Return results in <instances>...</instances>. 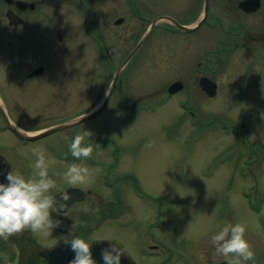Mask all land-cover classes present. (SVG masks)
Listing matches in <instances>:
<instances>
[{
  "label": "rangeland",
  "instance_id": "1",
  "mask_svg": "<svg viewBox=\"0 0 264 264\" xmlns=\"http://www.w3.org/2000/svg\"><path fill=\"white\" fill-rule=\"evenodd\" d=\"M107 2L105 11H87L99 28L98 32L93 31V43L84 36L76 43L70 33L60 39L58 33L64 32V24L67 22L69 29V24L78 23V19L67 10L46 5L45 41L31 48L7 26L6 8L0 3V80L7 83L0 88L5 105V112L0 107L1 149L11 151L17 145L3 128L5 114L19 126L34 130L68 121L102 98L110 76L104 74L108 58L99 31L117 33V29H108V23L104 26V18L124 15L123 54L136 41L139 24L142 28L144 25L128 12L129 5L116 4L117 0ZM146 10L149 11V5ZM166 10L165 1L158 0L149 15L153 17ZM76 29L77 24L72 32ZM210 36L207 33L205 38L208 43L213 39ZM185 39V34L169 32L166 22H161L134 58L135 63H130L135 69L126 73L125 96H121V101L115 96L95 117L28 145L19 140L18 150H29V162L34 164L32 150H44L46 160L51 161L49 176L56 182L51 194L69 184L64 173L70 165L89 168V177L79 185L89 186L92 194L99 195L89 197L72 211L77 221L82 220L88 240L98 236L115 239L141 264H210L223 258L214 255L211 237L226 224L241 223L255 254L254 260L244 264H264V153L250 155L245 138L234 137L224 127L237 125L238 134L241 131L255 146L262 145L264 67L245 74V60L241 63L235 52L221 55L220 59L226 62L220 69L219 63H213L214 55L208 54V44L203 46L201 57L191 59L199 48L195 44L181 47ZM103 43L113 51L110 66L117 64L115 44L111 40ZM189 57V69L199 59L211 63L215 71L209 75L221 84L217 96L201 94L194 98L182 91L168 99L167 88L173 81H187L192 86L194 78L200 76L183 69ZM252 59L255 62L249 68L263 66L258 63L264 58ZM38 64H46L47 73L28 79L27 72ZM243 74L245 78L238 80ZM79 82L89 87L88 97L84 88L77 91ZM185 100L186 110L182 107ZM190 109L198 117L189 115ZM84 129L93 133L91 141L86 138L95 149L92 158L63 162L64 157L71 155L72 140ZM98 152L102 154L97 155ZM106 162L110 163L103 168ZM34 164L30 167L31 178H35L37 171ZM105 178L112 186H105ZM53 232L54 229L47 235L30 231L28 234L40 243H48L56 237ZM17 244L14 239L6 244L8 251L0 253V264H20ZM150 244L158 245V250L148 247ZM161 248L165 252L160 253Z\"/></svg>",
  "mask_w": 264,
  "mask_h": 264
},
{
  "label": "flooded vegetation",
  "instance_id": "2",
  "mask_svg": "<svg viewBox=\"0 0 264 264\" xmlns=\"http://www.w3.org/2000/svg\"><path fill=\"white\" fill-rule=\"evenodd\" d=\"M18 1L22 0H0V3L5 6V17L7 21V25L9 28L12 29V32L14 33L15 37L20 39L21 41H25V45L28 48H31L35 45H38V47L45 41V32H46V24H45V11L46 5H53L58 10H67V13L76 15L75 10H83V22L78 25V29L80 26V29H76L72 32L73 28L75 27V24H69L71 28H67L68 24H64V32L66 35L70 33V37L73 38V40L77 41L79 38L80 40L82 37H88L92 39V31L90 27L93 25V19L89 18L87 10H92L93 8H104L105 4L108 3L107 0H23L27 2L26 8L23 10L21 9L20 5L18 4ZM167 6L166 13L179 21L180 23H193L197 20V18L200 16L203 10L204 6V0H164ZM248 0H209V16L207 20L197 29H195L192 32H184L182 34L186 35V39L182 42L181 47H187L190 44L197 45L198 52H194L191 57H201L202 48L203 46H211L210 49H208V54L212 53L214 55V64H220L217 66L221 69V65H223L226 60L220 59L221 55L228 56L230 54H233L235 52H238L239 54V60L241 63L245 60V73L250 71L249 67L255 62L253 60V56L262 57L264 58V0H259V8L254 12H248L242 7V3L246 2ZM158 3V0H117L116 4H126L129 5V8H132L134 10V13L136 17L141 21H146V17H149V14L152 13V11L155 9L156 5ZM257 2L255 0L251 1V6ZM144 4V7H143ZM149 5V11L146 10L147 6ZM126 6V8H127ZM145 10V11H144ZM85 11V12H84ZM147 11V12H146ZM149 12V13H148ZM62 13H59V16H61ZM118 18L113 20V24L111 23V18H105L104 26L108 23V29L113 30L117 29L114 34V31L112 32H106L103 33L102 36H104L107 40H111L112 44H115V48L117 50L119 61L117 64H112L110 66L109 59L106 63V72L104 74L107 75V77L110 76L111 69H116L125 59V54H123L124 51V37L125 35L122 33L121 26L125 22L123 20L122 24H116V20ZM166 29L169 32L172 33H181L182 31L177 28L172 23H167ZM91 25V26H90ZM57 28L61 29V27L57 26ZM54 29L56 30V27L54 26ZM141 24H139L137 28V32L139 33L141 31ZM26 30V33L24 32ZM105 31V30H104ZM16 32V33H15ZM207 33L209 35H213V39L209 41V43L206 41ZM113 35V39L110 37ZM190 35H193L190 37ZM58 36L62 39L63 33L59 32ZM81 36V37H80ZM210 36V37H211ZM180 47V48H181ZM207 50L205 51V53ZM190 57L186 62H184L183 69L185 70H191L192 73L195 75L198 73L200 77L205 74H209L211 71H215L211 65L210 62L206 61L204 58L203 60L199 59L196 62V65L193 64L191 66V69H189L190 66ZM114 59V56L112 60ZM264 62V60H262ZM135 63V62H134ZM133 63V64H134ZM131 64L129 66L128 70L135 69V66ZM40 65V64H38ZM46 67V65H44ZM194 66V67H193ZM37 67V66H36ZM35 67V68H36ZM111 67V69H110ZM33 68L31 71L28 72L30 78H35L38 76L43 75L46 73V68L44 71L39 75H31V72L35 70ZM191 71L189 73H191ZM77 73V72H76ZM188 73V74H189ZM199 76H196L194 78L195 82L194 84L191 83H184V88L188 93L192 96L196 95H205L207 96L206 92L202 90V88L199 86ZM112 79V78H111ZM126 81V67L119 75V78L117 79V82L115 84V89L112 93L111 98L113 95H118L121 97L123 95V89H124V83ZM197 81V82H196ZM109 88L111 84V80L108 82ZM1 84H7L3 81L0 82ZM9 85H12L13 82H9ZM84 88L85 94L88 97L89 93V87L86 85V83L79 82L77 83V91ZM219 92V91H218ZM82 97V96H81ZM80 97V98H81ZM77 99V97H74ZM82 99V98H81ZM9 124L11 125V129L9 132L11 135L15 138L16 146L12 147L11 151H8V149H1L0 148V170H2L3 176L6 174V166L5 163L8 164L9 168L11 167V171L13 172H22V175L24 174V160L26 163H29V166H32L34 162H29V159L32 160V156L29 152V150H25L22 148V150H18V143L19 138L15 136V133L13 132L14 126H16L18 129L22 130L23 127L19 126L12 118L9 120ZM1 142V141H0ZM71 159V157H69ZM69 185H66L65 187H60L58 191L65 190L68 188ZM76 203V202H75ZM75 203L71 204L67 211V215L70 218H74V215L72 214V211L75 209ZM59 214H57L56 219L58 218ZM75 219V218H74ZM76 221L75 228L70 232V237H80L85 239V227H83V222ZM65 234H61L58 236V238L62 237ZM14 239V241L18 246V252L20 254V264H31L30 262L33 260V257L31 255H35V259L32 261L33 263H36L39 259L38 257V250H36L27 243L29 237L26 234H16L11 237H9L7 240H4L0 238V248L3 252H7L8 248L6 247V244ZM22 239L21 242L19 240ZM43 245L41 247L48 246ZM43 264H46V260L43 259Z\"/></svg>",
  "mask_w": 264,
  "mask_h": 264
},
{
  "label": "clouds",
  "instance_id": "3",
  "mask_svg": "<svg viewBox=\"0 0 264 264\" xmlns=\"http://www.w3.org/2000/svg\"><path fill=\"white\" fill-rule=\"evenodd\" d=\"M79 119V118H77ZM93 133L82 130L70 144L71 155L77 160L90 159L93 155V145L90 137ZM264 141V133L261 134ZM100 145H98L99 147ZM35 178L25 179L20 172L9 171L6 183L0 182V238L22 234L41 232L47 235L53 229L61 226L62 221L54 220L52 212H58L63 205H57L51 190L56 188V182L49 176L48 167L51 163L46 160L43 149L34 148ZM102 153H97L100 155ZM89 168L83 165L72 164L64 173L67 183L82 184L89 177ZM68 195L63 196L66 202ZM65 245L75 253L71 264H98L92 251V241L80 237L64 240ZM214 245V255L222 256L227 264H244L254 260L255 254L250 242L246 239V227L241 223L226 224L218 233L211 237ZM124 250L116 244H109L101 251L104 264H121Z\"/></svg>",
  "mask_w": 264,
  "mask_h": 264
},
{
  "label": "water",
  "instance_id": "4",
  "mask_svg": "<svg viewBox=\"0 0 264 264\" xmlns=\"http://www.w3.org/2000/svg\"><path fill=\"white\" fill-rule=\"evenodd\" d=\"M255 8L256 7H252V8H248L247 10H249V11L250 10H255ZM207 13H208V5L206 6V9H205V15ZM160 18L161 17L152 20V24H151L149 30L140 39V41L137 43L135 48L132 50V52L126 58V60L122 64V66L116 71V74L114 76V79H113L109 94L111 93V91H112V89L114 87V84H115V82L117 80V77H118L122 67L124 65H126L127 62L134 56V54L141 48V46L143 45L145 40L148 38V36H149V34H150L151 30H152L153 25ZM118 22H120V20ZM178 26L181 27L184 30H187V31L193 29L192 27L187 26V25L178 24ZM41 71H42V68H39V69L36 70V73H40ZM200 83H201L203 89L206 90L209 95L213 96V95L216 94L217 84H216L215 81L211 80L208 77H202L201 80H200ZM182 86H183L182 82L181 81H177V82H174L170 86L169 90L171 92H174V91H177L178 89H181ZM107 97H108V95H107ZM107 97L105 98V100L103 101V103L101 105H99L94 111H92L90 114H88V115H86L84 117H79V119H74V120H71V121H68V122H64V123L55 125L53 127H50L49 129H46V130L42 131L39 134H36V135H33V136H28V135H25V136L28 137L29 139H36V138L45 136L47 134H50V133H52L55 130L74 125V124L80 122L81 120L91 118V117L95 116L96 114H98L103 109V107H104V105L106 103ZM0 182L6 183L7 181H6V179H3L2 177H0ZM65 194H67L68 197H69V199L66 201V203L68 204V203L73 202L75 200L82 199L84 197V195H85V192L82 189H80V188H70L66 193H58V194H56L54 196L57 205H60L61 203L65 202L63 200V196ZM59 209L62 210V211L65 210L62 207H60ZM64 240L65 239L59 241L56 245H54L50 249H47L44 252H42V254L47 258L48 264H71V260L74 258L75 253L73 251H71V249L69 247H67L65 245ZM109 244H116V243L108 242V241H105V240H95L93 242L92 251H93V255H94L95 259L98 261V264H104V262H103V260L101 258V251H102L103 248L107 247ZM121 264H137V263H135L128 255H126L124 253V255L121 258ZM219 264H227V261H223V262H221Z\"/></svg>",
  "mask_w": 264,
  "mask_h": 264
}]
</instances>
